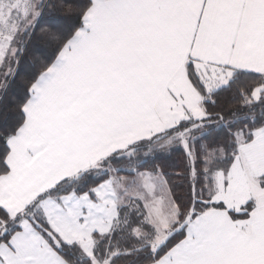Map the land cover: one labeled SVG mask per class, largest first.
<instances>
[{"label": "snow or ice", "instance_id": "1", "mask_svg": "<svg viewBox=\"0 0 264 264\" xmlns=\"http://www.w3.org/2000/svg\"><path fill=\"white\" fill-rule=\"evenodd\" d=\"M0 264H264V0H0Z\"/></svg>", "mask_w": 264, "mask_h": 264}, {"label": "trees", "instance_id": "2", "mask_svg": "<svg viewBox=\"0 0 264 264\" xmlns=\"http://www.w3.org/2000/svg\"><path fill=\"white\" fill-rule=\"evenodd\" d=\"M23 71H24V69H23V66H22V69H21V76L17 78V82H19V80L22 79V77H23Z\"/></svg>", "mask_w": 264, "mask_h": 264}]
</instances>
